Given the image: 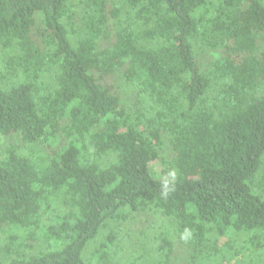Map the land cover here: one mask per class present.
Masks as SVG:
<instances>
[{
	"label": "trees",
	"instance_id": "16d2710c",
	"mask_svg": "<svg viewBox=\"0 0 264 264\" xmlns=\"http://www.w3.org/2000/svg\"><path fill=\"white\" fill-rule=\"evenodd\" d=\"M2 138L0 264H264V0H0Z\"/></svg>",
	"mask_w": 264,
	"mask_h": 264
},
{
	"label": "rangeland",
	"instance_id": "374dc122",
	"mask_svg": "<svg viewBox=\"0 0 264 264\" xmlns=\"http://www.w3.org/2000/svg\"><path fill=\"white\" fill-rule=\"evenodd\" d=\"M3 141H12V139L11 138H2V139H0V142H3Z\"/></svg>",
	"mask_w": 264,
	"mask_h": 264
},
{
	"label": "clouds",
	"instance_id": "9594fccd",
	"mask_svg": "<svg viewBox=\"0 0 264 264\" xmlns=\"http://www.w3.org/2000/svg\"><path fill=\"white\" fill-rule=\"evenodd\" d=\"M167 190H168V188H167V185L165 186V194H167ZM188 229H185V233L187 234L188 233Z\"/></svg>",
	"mask_w": 264,
	"mask_h": 264
}]
</instances>
